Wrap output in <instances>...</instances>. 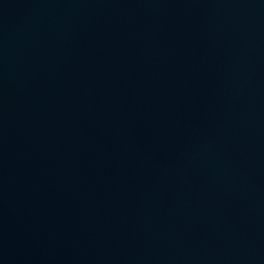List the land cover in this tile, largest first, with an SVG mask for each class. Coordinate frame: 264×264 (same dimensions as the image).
Listing matches in <instances>:
<instances>
[{
    "label": "water",
    "instance_id": "95a60500",
    "mask_svg": "<svg viewBox=\"0 0 264 264\" xmlns=\"http://www.w3.org/2000/svg\"><path fill=\"white\" fill-rule=\"evenodd\" d=\"M0 264H264V0H0Z\"/></svg>",
    "mask_w": 264,
    "mask_h": 264
}]
</instances>
